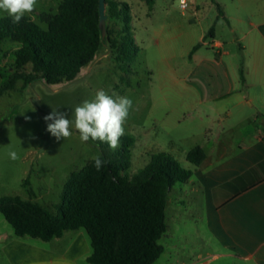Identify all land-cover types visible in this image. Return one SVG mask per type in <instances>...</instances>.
<instances>
[{
	"label": "rangeland",
	"instance_id": "1",
	"mask_svg": "<svg viewBox=\"0 0 264 264\" xmlns=\"http://www.w3.org/2000/svg\"><path fill=\"white\" fill-rule=\"evenodd\" d=\"M117 1L127 2L130 6L127 37L132 56L127 61H118L115 51L107 52L106 56H101L85 68L74 82L49 86L35 81L22 92H9L0 98V198L21 196L57 212L71 174L83 169L100 152L88 142H82L74 126L71 137L57 140L46 130L50 121L46 122L44 117L52 112V108L60 107L59 111L74 119V108L85 100H93L101 89L114 97L128 96L133 100V110L124 126L125 135H132L134 127L141 124L162 123L163 131L162 125L159 131L163 132L164 147L174 153L175 160L182 167L194 169V165L187 161L186 152L195 149L198 140L188 138L189 131L179 130L170 124L177 120L175 112L188 104L185 98H179L172 92L184 88L183 84L176 85L172 77L175 74L181 76L187 72H200L196 63L189 62L188 49L192 43L199 44L202 54L212 59L220 56L226 62L239 59L241 41L235 40L231 27L238 28L241 37L248 25L239 20L248 17L240 18L235 13L240 0H216L222 16L213 0H186V10L181 9L180 0H156L152 9L144 0ZM61 2L39 0V7L32 15L37 19L43 12L56 14ZM0 16L7 14L0 12ZM111 27L120 30L122 24L111 22ZM212 28L223 48L212 49L202 45V37L212 43ZM19 46L12 41H5L1 46L0 87L15 71V51ZM160 50L166 60H161ZM162 88L168 91V106L153 117L146 118L151 106V90L155 93ZM155 99L161 101L158 97ZM165 112H170L168 118ZM183 124L185 127L189 125L187 122ZM12 152L16 153L17 158L11 157ZM153 153L157 154L155 150ZM152 155L147 162L141 158L133 160L129 174L134 175L143 169ZM32 167L34 173L31 174L30 183L34 196L30 197L23 187V181ZM191 195V187L184 183H177L169 193L166 213L168 230L160 240L165 253L155 264H201L211 258V250L196 232L198 229L199 234L209 241L204 225L203 202L201 198L192 201ZM0 220L13 230L1 213ZM80 230L91 248L87 232ZM198 252L202 255L200 259L197 258ZM0 264H5L3 259Z\"/></svg>",
	"mask_w": 264,
	"mask_h": 264
},
{
	"label": "trees",
	"instance_id": "2",
	"mask_svg": "<svg viewBox=\"0 0 264 264\" xmlns=\"http://www.w3.org/2000/svg\"><path fill=\"white\" fill-rule=\"evenodd\" d=\"M144 1L150 9L156 3ZM99 4V0H62L56 14L43 12L37 19L26 16L18 24L0 16V50L5 41L20 45L15 51V71L0 87V98L9 92H22L35 81L49 86L74 82L107 52L115 51L118 61H127L132 56L127 37L130 6L127 2L106 0L104 39ZM111 22L122 24V28H112ZM213 33L214 28L210 31ZM200 47L197 45L192 54ZM240 76L244 85L243 61ZM88 143L108 163L98 172L92 160L73 172L56 213L33 199L16 195L0 198V213L18 237L49 242L63 237L66 231L84 229L92 248L90 264H155L165 251L160 240L168 230V195L177 183L188 182L193 172L172 155L158 153L138 173L130 175L134 136L121 137L116 150L107 143ZM205 158L200 147L187 155V161L194 166L201 165ZM33 173L34 167L23 181L30 197L34 196L30 183Z\"/></svg>",
	"mask_w": 264,
	"mask_h": 264
},
{
	"label": "crops",
	"instance_id": "3",
	"mask_svg": "<svg viewBox=\"0 0 264 264\" xmlns=\"http://www.w3.org/2000/svg\"><path fill=\"white\" fill-rule=\"evenodd\" d=\"M236 7L240 18L248 17L239 20L248 25L241 37L238 28L231 27L235 40L241 41L239 59H212L202 54L201 48L192 54L199 45L192 43L189 62L196 63L200 72L172 77L176 85L184 86L172 92L188 104L175 112L177 120L170 124L189 131L188 138L198 140L196 147L206 154L204 162L191 170L192 178L184 183L191 187V200L201 198L203 202L209 241L198 229L196 232L211 250V258L201 264H264V0H240ZM211 37L212 43L202 37L204 47L223 48L215 32ZM160 58L166 60L161 50ZM242 61L244 85L240 76ZM167 93L163 88L155 93L151 90L146 118L168 106ZM169 114L165 112L167 118ZM184 122L189 125L185 127ZM160 125L155 121L134 127L132 163L136 158L147 162L154 150L174 157L164 147ZM91 254L81 230L66 231L63 237L45 242L18 237L0 220V262L3 259L5 264H90ZM201 256L198 252L197 258Z\"/></svg>",
	"mask_w": 264,
	"mask_h": 264
},
{
	"label": "clouds",
	"instance_id": "4",
	"mask_svg": "<svg viewBox=\"0 0 264 264\" xmlns=\"http://www.w3.org/2000/svg\"><path fill=\"white\" fill-rule=\"evenodd\" d=\"M39 7V0H0V12L6 13L13 23H20L24 17L34 19L32 15ZM133 100L128 96L109 95L104 90L96 92L93 100H85L74 108V119L68 114L52 108V112L44 117L47 131L57 140L72 136V128L79 133L82 142H103L109 148L120 147L121 137L125 135V125L133 110ZM30 119V118H28ZM13 159L15 152L10 153ZM94 167L99 172L108 163L102 154L93 157Z\"/></svg>",
	"mask_w": 264,
	"mask_h": 264
},
{
	"label": "water",
	"instance_id": "5",
	"mask_svg": "<svg viewBox=\"0 0 264 264\" xmlns=\"http://www.w3.org/2000/svg\"><path fill=\"white\" fill-rule=\"evenodd\" d=\"M99 10H100V29L103 34V38L105 39L107 36V6L106 0H99Z\"/></svg>",
	"mask_w": 264,
	"mask_h": 264
},
{
	"label": "built area",
	"instance_id": "6",
	"mask_svg": "<svg viewBox=\"0 0 264 264\" xmlns=\"http://www.w3.org/2000/svg\"><path fill=\"white\" fill-rule=\"evenodd\" d=\"M180 7L182 10H186V8L188 7L187 1L186 0H180Z\"/></svg>",
	"mask_w": 264,
	"mask_h": 264
}]
</instances>
